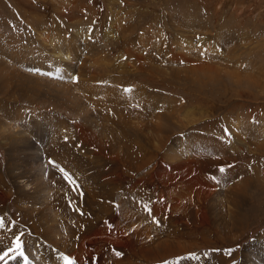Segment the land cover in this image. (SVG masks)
Wrapping results in <instances>:
<instances>
[{
  "label": "rangeland",
  "instance_id": "rangeland-1",
  "mask_svg": "<svg viewBox=\"0 0 264 264\" xmlns=\"http://www.w3.org/2000/svg\"><path fill=\"white\" fill-rule=\"evenodd\" d=\"M263 143L264 0H0V249L23 232L29 264H66L99 232L90 259L124 264L109 254L143 240L136 222H120L128 208L158 224L149 234L193 245L147 263L142 250L132 264H264ZM200 157L257 171L241 225L194 219L166 235L145 208L135 213L136 201L154 202L153 171L198 172ZM234 175H211L215 210L242 181ZM5 261L24 264L16 252Z\"/></svg>",
  "mask_w": 264,
  "mask_h": 264
},
{
  "label": "bare ground",
  "instance_id": "bare-ground-1",
  "mask_svg": "<svg viewBox=\"0 0 264 264\" xmlns=\"http://www.w3.org/2000/svg\"><path fill=\"white\" fill-rule=\"evenodd\" d=\"M202 81L204 82L205 78H202ZM188 120L190 121H188L187 123H190L191 119H188ZM180 123L181 121H179V123L176 122L175 124H180ZM158 126H161V125H158ZM153 135L154 134H151V138H153ZM138 143H141L140 140H138ZM260 146H262V148L264 149V143L258 145L257 148L259 149ZM141 148L146 149L145 147H141ZM129 155H133V153H131V151L129 150V147L127 146L125 149V156H126L125 158L128 160V162H131V160H133L135 157H127ZM137 157H149V153L144 150L142 155L139 156L137 154ZM200 159L202 163L200 165L198 172H193V170L189 166L181 165L177 169L174 168L173 172L170 174L169 177L162 179L161 177L158 176L156 171H153L152 188H153V194H154V202L152 198H146V199L142 198V200L136 201L135 204L139 206V210L138 212H135V213L137 215L142 214L141 211L145 208V211L148 216L149 214L154 216L153 220L156 221L154 222V224L158 222L159 226H162L166 232L167 231L169 232V234H166V235H170L171 232L173 233L181 232V230L183 229L184 223L192 224V221L194 219L197 220L198 226H206L208 223L210 227L211 223H219L218 227L221 226V228L227 229L229 225L228 226L226 225L229 223H233L235 225H241V222H243L244 219L246 218L245 212L247 211V202H248V198L250 197L249 188H250L251 180L248 179L247 177L252 176L254 174V171L255 172L257 171L255 169H247L242 166L237 167L234 165V163H230L226 166V162H225L227 159L226 157L225 158L223 157H200ZM218 162H220L221 165H218ZM221 169H223V171H221ZM235 172L236 174L238 173L239 176H243L242 181L239 184L235 185L232 189L228 190L226 195L223 196L224 199L222 200L219 199L218 204L222 203L221 206H223L224 204L225 208L215 210L216 204L212 205V203H215L213 194L221 193L218 191L220 187L217 185V182L220 179L218 177H211V175L215 173L222 174V175L228 173L231 176H233ZM190 176H193L194 179L192 180V182H189V184L184 185L183 182L188 181L190 179ZM116 179L117 178H114V180L117 182ZM121 181H124V180L121 179ZM130 184L131 185L133 184L134 185L133 187L137 186V182L135 181H132V183L130 182L129 185ZM122 186L123 185H121V187ZM258 186L259 184H257V187ZM261 188H262V185H261ZM143 189L145 190V192H148L147 185H145ZM168 194L171 195V198H174L175 196H178V198H176L170 203L168 202L164 205H159L160 202L163 201L166 196H168ZM104 203H105V207H107L106 214H109L111 218L117 217L116 212H112L111 211L112 209L110 208V206H113L114 204L113 200L106 199ZM152 208H153V212L148 211V210H151ZM118 215L120 217V222L121 221L136 222L134 226L131 228L133 231H135L139 239L143 238V240L140 241L139 244H137L138 242H132L130 239H122V241L124 242L122 244L124 253L120 254L117 250L118 253L114 251L112 254H109V256L114 257L113 258L114 261H117V262L122 261L124 264H132L130 262L131 257H133L136 253H139L140 251L143 250L144 254L147 253L146 254L147 257L138 258V260L139 262L147 263L151 259L157 260L160 257L173 256L175 253H178L182 250H187L193 247V245L191 244H184V242L182 243V241H178L174 238H167L165 240L160 239L157 235L158 232H156V234L154 235L149 234V233H152L154 229H156V225L158 224H156L155 226L152 225L153 222L151 224L150 223L147 224L143 220V214L142 216L138 215V218L135 219L134 218L135 214L133 211H131L128 208H121V211L118 212ZM139 219H141L144 222L143 225H142L141 220ZM141 226L146 228L147 231H144V229H142V231L145 232L146 234L140 231ZM79 230L80 229L78 228L77 231ZM166 232H163V233H166ZM79 234H80V231H79ZM151 240L152 242L149 243L151 247L146 249L144 245H146L147 242ZM90 241H94L97 244L95 245L94 243ZM209 242L210 241H208V243ZM83 243L84 244L90 243L89 247L91 248V250L86 249L84 245L82 244L83 246L79 249L80 250L79 254H81V256L76 258L75 264H103L101 261L107 262V259H108L107 255L104 256L101 254L100 256H98L99 254L98 245L105 244L103 240V236L99 232H95L93 236L90 235L89 239L85 240ZM113 245L117 247L119 246L115 243H113ZM94 247L96 248L98 247L97 249L98 254L93 259H90V255L95 254L96 248ZM156 250L162 251V254H157L155 257H153L151 254V251L156 252ZM155 262L157 261H154V263Z\"/></svg>",
  "mask_w": 264,
  "mask_h": 264
},
{
  "label": "snow or ice",
  "instance_id": "snow-or-ice-1",
  "mask_svg": "<svg viewBox=\"0 0 264 264\" xmlns=\"http://www.w3.org/2000/svg\"><path fill=\"white\" fill-rule=\"evenodd\" d=\"M50 75V74H49ZM51 163H55V162H51ZM61 172H64V169H60ZM221 171H223V169H221ZM65 174V179H69V174L68 173H64ZM5 221L3 217H0V229L5 228ZM24 235L23 232H20L18 235H15V239H14V247L9 246L7 248V250H2L0 249V261H5L6 257H9L11 253L16 252L18 254L19 257H21L23 259L24 264H29V258L28 255H26L24 249V241L21 239V237ZM11 259L15 260L17 259L16 256H12ZM64 260L66 262V264H75V261L72 260L70 257L65 256Z\"/></svg>",
  "mask_w": 264,
  "mask_h": 264
},
{
  "label": "crops",
  "instance_id": "crops-1",
  "mask_svg": "<svg viewBox=\"0 0 264 264\" xmlns=\"http://www.w3.org/2000/svg\"><path fill=\"white\" fill-rule=\"evenodd\" d=\"M10 3V2H9ZM5 7H6V5H5ZM9 10H11V3L9 4V6L7 7ZM8 15V14H7ZM9 17H11V15L9 16Z\"/></svg>",
  "mask_w": 264,
  "mask_h": 264
}]
</instances>
